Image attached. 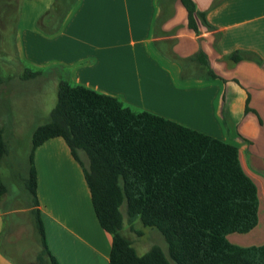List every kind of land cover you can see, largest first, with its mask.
I'll return each instance as SVG.
<instances>
[{
    "label": "crops",
    "instance_id": "0c3cea01",
    "mask_svg": "<svg viewBox=\"0 0 264 264\" xmlns=\"http://www.w3.org/2000/svg\"><path fill=\"white\" fill-rule=\"evenodd\" d=\"M193 1L210 28L199 20V32L190 28L182 0H75L58 29L45 34L36 22L56 0H24L20 51H37L34 64L58 65L70 82L115 96L135 111L236 145L258 188L259 222L228 239L240 246L263 245L264 0ZM31 38L34 45L24 43ZM235 51L249 55L228 58ZM81 160L62 137L37 147L39 205L33 197L35 208L29 210H40L48 248L59 264H110L113 236L96 217L83 170L88 163ZM4 197L0 264H17L1 246L12 236L5 221L12 209Z\"/></svg>",
    "mask_w": 264,
    "mask_h": 264
},
{
    "label": "trees",
    "instance_id": "16d2710c",
    "mask_svg": "<svg viewBox=\"0 0 264 264\" xmlns=\"http://www.w3.org/2000/svg\"><path fill=\"white\" fill-rule=\"evenodd\" d=\"M75 0H56V13L38 21L55 31ZM189 26L199 32L198 20L210 28L204 12L193 0H182ZM199 56L205 53L200 50ZM246 52L228 56L240 61ZM252 56V55H250ZM216 77L213 71H210ZM33 74L25 70L23 77ZM62 137L83 165L96 217L112 234L110 264H171L164 249L153 245L139 255L123 233L126 205L129 221L139 219L157 228L176 264H264V244L240 246L231 233H247L259 222V196L255 182L243 169L238 147L149 111H135L119 98L61 77L58 99L46 123L32 134L30 171L26 185L37 196L34 152L45 141ZM9 154L0 125V166ZM7 193L0 172V204ZM43 245L41 264H59L50 252L40 210H34Z\"/></svg>",
    "mask_w": 264,
    "mask_h": 264
},
{
    "label": "rangeland",
    "instance_id": "374dc122",
    "mask_svg": "<svg viewBox=\"0 0 264 264\" xmlns=\"http://www.w3.org/2000/svg\"><path fill=\"white\" fill-rule=\"evenodd\" d=\"M23 2L0 0V125L4 128L9 146V154L1 163L0 172L7 186L3 204L12 209L5 216L6 230H11L12 236L9 242L2 239L1 246L17 264H41L38 255L43 251V245L35 213L29 210L34 204L26 180L30 170L32 134L38 125L50 118L51 110L57 103L62 71L58 65L41 67L34 64L35 60L38 61V54L33 49L29 50V55L21 53L19 32ZM52 7L53 10L44 12L40 18L47 14L52 17L58 4L55 2ZM40 18L36 28L45 34L53 33L48 29L52 27L51 23L45 29L38 25ZM24 43L34 45V39ZM25 70L33 75L23 77ZM80 156L88 163L83 152ZM121 209L125 216L122 233L132 241L138 254L143 255L153 245H159L171 264H176L168 255V245L161 232L157 228L143 226L139 219L129 221L126 205L123 204ZM45 259L49 264V258L45 256Z\"/></svg>",
    "mask_w": 264,
    "mask_h": 264
}]
</instances>
